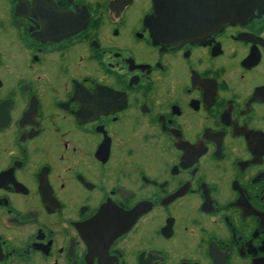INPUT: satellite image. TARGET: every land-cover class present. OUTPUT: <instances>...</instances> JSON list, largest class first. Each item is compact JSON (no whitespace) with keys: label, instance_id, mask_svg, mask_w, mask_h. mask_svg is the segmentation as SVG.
Instances as JSON below:
<instances>
[{"label":"flooded vegetation","instance_id":"af4514ba","mask_svg":"<svg viewBox=\"0 0 264 264\" xmlns=\"http://www.w3.org/2000/svg\"><path fill=\"white\" fill-rule=\"evenodd\" d=\"M0 264H264V0H0Z\"/></svg>","mask_w":264,"mask_h":264}]
</instances>
